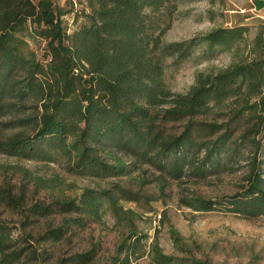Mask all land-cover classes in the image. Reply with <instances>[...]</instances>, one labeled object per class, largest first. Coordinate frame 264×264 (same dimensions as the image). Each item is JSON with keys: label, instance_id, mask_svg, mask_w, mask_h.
<instances>
[{"label": "trees", "instance_id": "16d2710c", "mask_svg": "<svg viewBox=\"0 0 264 264\" xmlns=\"http://www.w3.org/2000/svg\"><path fill=\"white\" fill-rule=\"evenodd\" d=\"M83 5V22L68 33L61 21L64 13L52 0H0V120L16 118L5 125L17 130L0 140V154L58 164L77 178H125L146 166L179 181L186 169L198 177L213 175L225 167L222 159L231 142H249L255 150L239 192L181 203L198 213L264 219V21L252 25L247 20L257 16L251 15L234 26L165 44L162 36L176 12L172 0H84ZM253 5L264 7L262 0ZM32 37L45 43L44 62L29 50ZM200 46L204 60L228 52L233 62L224 70L198 73L186 93L172 92L164 82L165 71L180 68ZM213 115L227 120L222 125L204 121ZM179 122L184 123L176 132ZM25 175L41 190L62 185L59 177ZM135 200L128 189L111 185L57 196L29 212L69 216L42 237L53 243L99 221L104 211L119 218V202ZM146 239L130 232L103 264H142L143 258V264H213L166 255L152 243L146 249ZM13 247L8 226L0 223V264H21L22 251ZM94 257L91 250L61 264H91Z\"/></svg>", "mask_w": 264, "mask_h": 264}, {"label": "rangeland", "instance_id": "374dc122", "mask_svg": "<svg viewBox=\"0 0 264 264\" xmlns=\"http://www.w3.org/2000/svg\"><path fill=\"white\" fill-rule=\"evenodd\" d=\"M83 1H54L56 10L64 13L61 21L68 33L75 31L83 22ZM172 1L176 12L169 29L162 36L165 44L203 36L215 28L234 26L238 20L251 15L257 16L247 20L252 25L264 20V8L253 10V0ZM239 11L250 15L243 16ZM255 31L252 30L250 35L253 36ZM28 42L29 50L44 62L47 59L44 41L32 37ZM202 49L201 46L196 48L195 54L180 68H167L164 82L172 92L186 93L195 84L198 73L224 70L233 62L228 52L204 60L201 58ZM11 118L0 120V140L17 132L5 125L16 120ZM198 119L204 120L203 117ZM226 120L213 115L204 121L222 125ZM183 123H177L174 131L177 132ZM242 127V123L237 125L239 133ZM228 150L222 159L225 167L213 175L198 177L186 169L185 177L179 181H169L146 166H140L125 178H77L64 173L58 164L16 160L0 154V223L8 226L13 248L22 251L21 264H61L68 257L91 250L95 251L91 264H103L115 255L118 245L130 232L147 236L146 249L152 243L170 256L189 255L213 264H264L263 218L244 220L220 211L198 213L181 203L185 198L222 199L240 191L255 149L249 142L243 145L231 142ZM129 160L124 158V161ZM261 167L264 169V165ZM25 172L44 180L59 177L62 185L50 190L35 188L28 183ZM111 185H118L136 195L135 201L119 202L123 212L119 218L104 211L99 221H89L82 228L67 233L60 241L50 243L42 240L46 232L60 227L69 216H32L29 209L36 205L48 206L57 196L74 197L86 189H110ZM176 235L178 241L174 239ZM139 262L143 264L144 258Z\"/></svg>", "mask_w": 264, "mask_h": 264}, {"label": "built area", "instance_id": "2783aa9c", "mask_svg": "<svg viewBox=\"0 0 264 264\" xmlns=\"http://www.w3.org/2000/svg\"><path fill=\"white\" fill-rule=\"evenodd\" d=\"M32 3H34V4H36L38 1H40V0H30ZM54 1L55 0H52V2H53V4H54ZM55 5V4H54ZM253 10H255V9H253ZM241 14H244L245 13V11H239ZM259 17V16H258ZM260 18V17H259ZM261 19V18H260ZM262 20V19H261ZM264 21V20H263Z\"/></svg>", "mask_w": 264, "mask_h": 264}, {"label": "crops", "instance_id": "0c3cea01", "mask_svg": "<svg viewBox=\"0 0 264 264\" xmlns=\"http://www.w3.org/2000/svg\"><path fill=\"white\" fill-rule=\"evenodd\" d=\"M263 8H264V7H263ZM263 8H262V9H263ZM262 9H260V10H258V11H261Z\"/></svg>", "mask_w": 264, "mask_h": 264}]
</instances>
